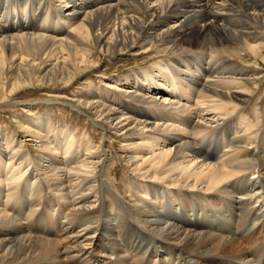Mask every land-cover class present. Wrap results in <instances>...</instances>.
I'll list each match as a JSON object with an SVG mask.
<instances>
[{"label":"bare ground","instance_id":"bare-ground-1","mask_svg":"<svg viewBox=\"0 0 264 264\" xmlns=\"http://www.w3.org/2000/svg\"><path fill=\"white\" fill-rule=\"evenodd\" d=\"M124 53L150 66L73 97L113 162L44 116L37 158L0 134V264H264V0H0L10 93Z\"/></svg>","mask_w":264,"mask_h":264},{"label":"rangeland","instance_id":"rangeland-1","mask_svg":"<svg viewBox=\"0 0 264 264\" xmlns=\"http://www.w3.org/2000/svg\"><path fill=\"white\" fill-rule=\"evenodd\" d=\"M240 64L241 67L245 66L243 63H239V65ZM149 66L150 63L147 55H128L127 53H124L112 56L109 59L103 56L99 68L88 74L78 76L76 81L69 86L63 84L51 85L35 83L32 84V86H25L18 91L10 93L9 88H3L4 84L0 83L2 86H0V134L4 137H11L12 135L19 137L20 141H22L24 147L28 149L31 156L37 158L39 156L38 149L34 146L33 142H31L32 140H30L31 138L28 134L23 133L19 129L18 121L22 119L25 120L27 116H30L31 119L38 116H44L48 118L51 124L55 127L65 123L66 126L73 129L77 138L90 136L92 141L94 140L93 142H96L97 144L105 142L106 145H109L110 147L112 155L110 159L113 162V160H116V154L120 150L119 138L112 137L113 139L111 138L109 140L110 142L107 139L105 140L104 132L101 129H96V127L93 126L94 124L90 121L91 115L83 113L82 110L84 108L82 107L74 108L75 103L73 97L76 93H81L83 90L86 91L90 85L94 86L96 89L97 86L104 84L105 86H101V88L103 87V89L110 90L111 93H114V90L109 89L105 83L113 78H124L127 75L136 73L141 68L146 69ZM99 80L103 81V84L98 82ZM6 85L8 86V84ZM100 89L99 91H101ZM51 100L55 104L51 103ZM23 104L32 105L34 108L32 107L33 109L28 113L22 109ZM116 164V167L109 173L108 182L112 181L118 185V187H121L124 183L123 181H126L128 175L119 162H116ZM44 217L45 216H43V219L46 218ZM53 219L54 220H43V224H45L46 228L50 227L53 223L56 224V226L58 225V227L65 225L62 218L53 217ZM40 226L43 228L44 225ZM120 235H122V233H120ZM46 236L57 238L55 235ZM122 245L123 243L116 248H122ZM108 252L99 249L97 250V255H109Z\"/></svg>","mask_w":264,"mask_h":264}]
</instances>
